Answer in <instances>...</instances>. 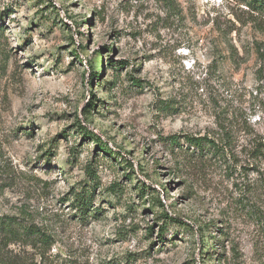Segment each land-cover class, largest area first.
Listing matches in <instances>:
<instances>
[{
	"label": "rangeland",
	"instance_id": "374dc122",
	"mask_svg": "<svg viewBox=\"0 0 264 264\" xmlns=\"http://www.w3.org/2000/svg\"><path fill=\"white\" fill-rule=\"evenodd\" d=\"M251 4L0 0V216L49 235H0V264H264V11ZM158 194L177 221L150 206Z\"/></svg>",
	"mask_w": 264,
	"mask_h": 264
},
{
	"label": "trees",
	"instance_id": "16d2710c",
	"mask_svg": "<svg viewBox=\"0 0 264 264\" xmlns=\"http://www.w3.org/2000/svg\"><path fill=\"white\" fill-rule=\"evenodd\" d=\"M251 5H254L256 8L260 9L261 11H264V0H251ZM110 51V47H107ZM111 59H109V63H111ZM100 72H94L92 74L93 77H96L97 79L100 77ZM134 82H138V80L132 79ZM95 96L91 95V97L88 98L86 106L83 109L84 114H90V110L94 108L95 102H94ZM78 129L82 132V135H85L86 137H90L92 140L96 142V145L105 153H111V148L108 146L106 142H104L98 135H96L93 131L89 130L85 125L82 123L77 124ZM168 139L170 142H173L174 137L170 136ZM206 141L213 149L217 148V145L214 143V141L207 139L205 136L202 137H188L187 142L193 145H200L202 141ZM89 165V164H88ZM85 166V172L86 175L93 178L95 175L94 170L92 166ZM146 185L142 182L141 187L144 189ZM149 187V186H147ZM151 191H156L154 188H150L147 191V193H151ZM92 205V190H88L87 188H82L81 190H76L72 193V206L76 209L78 212V215L81 219H85L90 215V211L93 209H90V206ZM150 206L152 207H158L160 209L161 215L165 219L171 220V221H177L175 217H172L168 212L165 210V202L161 198V195L158 194L156 198V202H153ZM164 227L160 229V231H163ZM0 235L4 238L12 239V238H18L21 236H27V238H31L34 240H37L41 243H46L47 239L49 238V235H46L45 232H42L40 228H36L35 226H26L22 225L18 222H16V219L14 217H8V216H0ZM205 252H202V249L200 251L199 258H202V255H204ZM195 260H194V263Z\"/></svg>",
	"mask_w": 264,
	"mask_h": 264
}]
</instances>
